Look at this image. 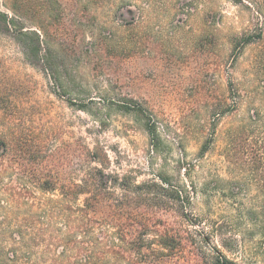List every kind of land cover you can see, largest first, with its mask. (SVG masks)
Here are the masks:
<instances>
[{
  "label": "rangeland",
  "instance_id": "obj_1",
  "mask_svg": "<svg viewBox=\"0 0 264 264\" xmlns=\"http://www.w3.org/2000/svg\"><path fill=\"white\" fill-rule=\"evenodd\" d=\"M0 13V264H115L114 228L78 222L76 186L95 178L117 211V184L133 200L119 264H148L151 242L155 264H264V172L236 137L259 106L258 47L236 51L254 29L246 4L0 0ZM154 183L155 209L135 189Z\"/></svg>",
  "mask_w": 264,
  "mask_h": 264
},
{
  "label": "trees",
  "instance_id": "obj_2",
  "mask_svg": "<svg viewBox=\"0 0 264 264\" xmlns=\"http://www.w3.org/2000/svg\"><path fill=\"white\" fill-rule=\"evenodd\" d=\"M236 4H246L247 8L253 12L254 15V29L251 32L244 33L241 36H238L235 40L236 51L241 53L243 49L248 46H257V54L253 58V61L250 65L252 71V92L248 94L251 99V103L258 104L259 106L253 108L249 114L250 118V133L247 134V129L241 128L237 134V146L240 151H246L250 156V167L256 175L264 172V0H230ZM5 14H2V16ZM1 16V13H0ZM245 153V152H244ZM100 175L104 177V174L100 172ZM119 178H117V181ZM123 180V179H122ZM94 184H85L81 186H76L77 192L79 195L89 193V196L85 199L83 207L80 209L81 213L78 216V222L85 228L91 227L94 222L95 216L101 214L102 221H104L108 226L114 228V232H111L112 237L114 238L115 245L111 248L112 253L116 259L115 264H119L124 259V246L128 244V236L131 235L130 232L124 230L123 222L118 218V211H125L133 207V200L129 195L130 190L129 186L125 184H117L119 188L126 193L123 201H118L117 205L120 210H116L115 203L105 196L106 188L103 184L98 182V179ZM126 182V180H123ZM148 186L150 192H146L144 187ZM158 188V191L164 190V187L158 186L155 183L151 184H142L135 186V189L138 190V195L144 197L148 201V205L155 209V203L152 201L155 199V189ZM47 191H54V188L47 186L45 188ZM160 193V192H159ZM176 198L179 200L182 193L175 192ZM175 195V194H174ZM153 197V198H151ZM107 198V199H106ZM137 202V201H136ZM189 199H187V204ZM146 228V225H143ZM148 234L147 230L144 233H141L139 240L143 243H146V235ZM133 239V238H132ZM135 240V239H134ZM64 242H67L69 245L73 243V240L67 238ZM133 243L131 240L130 244ZM173 240L169 239L167 235L162 237L160 240V245L167 252L172 253L176 251V247L173 244ZM153 244L152 242L150 245ZM148 245L145 248H140L138 251H142L148 260V264H155V248ZM150 246V247H149ZM126 249V248H125ZM91 256H88L86 264H97L94 262ZM64 264H71L70 262H65ZM217 264H234L225 257H221L217 260Z\"/></svg>",
  "mask_w": 264,
  "mask_h": 264
}]
</instances>
